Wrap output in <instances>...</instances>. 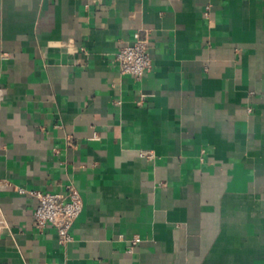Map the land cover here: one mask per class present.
I'll return each mask as SVG.
<instances>
[{
    "label": "crops",
    "instance_id": "obj_1",
    "mask_svg": "<svg viewBox=\"0 0 264 264\" xmlns=\"http://www.w3.org/2000/svg\"><path fill=\"white\" fill-rule=\"evenodd\" d=\"M68 184L61 243L19 189ZM0 220V264H264V0H0Z\"/></svg>",
    "mask_w": 264,
    "mask_h": 264
},
{
    "label": "built area",
    "instance_id": "obj_2",
    "mask_svg": "<svg viewBox=\"0 0 264 264\" xmlns=\"http://www.w3.org/2000/svg\"><path fill=\"white\" fill-rule=\"evenodd\" d=\"M115 59L121 74L141 78L151 65L146 36L135 32L132 41L117 50ZM19 191L28 193L37 200V205L32 212L33 225L42 229L50 224L55 228L59 242H68L70 240L69 229L83 207L77 189L68 184L63 192L57 193L37 189H19ZM2 226L3 221L0 220V228ZM134 241H139V238H135Z\"/></svg>",
    "mask_w": 264,
    "mask_h": 264
}]
</instances>
